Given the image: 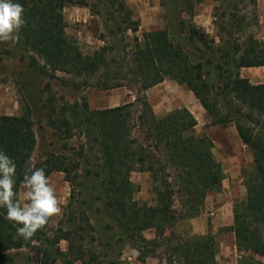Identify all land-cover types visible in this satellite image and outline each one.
Here are the masks:
<instances>
[{
	"label": "trees",
	"instance_id": "1",
	"mask_svg": "<svg viewBox=\"0 0 264 264\" xmlns=\"http://www.w3.org/2000/svg\"><path fill=\"white\" fill-rule=\"evenodd\" d=\"M107 1L110 6L103 24L110 41L83 53L66 32L63 11L70 4L85 5V0H13L25 10L19 41L44 60L43 74L53 77L62 72L68 76L62 82L77 90L126 87L136 92L134 102L103 109H91L86 97L61 109L44 106L47 126L66 138L74 137L78 129L91 151L99 154L96 170L83 174L99 181L97 211L104 210L101 213L110 218L122 239L137 249L140 262L164 247L167 264H220L219 244L212 233L183 235L176 229L202 212L207 195L221 190L225 176L214 156L213 141L196 132L192 112L181 107L158 116L144 95L170 78L193 92L212 124L234 122L242 142L252 151L254 171L245 178L246 198L234 202L233 221L227 229L241 253L239 264H264V83L253 84L239 72L244 67L264 66V41L253 31L259 26L257 1L251 0L252 14H239L234 0H224L223 5L231 10L224 11L217 22L218 42L200 34L195 25L185 24L183 30L196 48L194 53L173 40L167 30H152L139 38L140 20L133 17L125 0ZM36 142L35 122L29 114L0 115V150L17 165L18 193L25 171L33 165L44 168L48 176L63 169L48 160L33 162ZM135 171L149 173L155 205L134 199L138 187L130 174ZM6 212L0 208V256L29 248L43 258L42 264H52L57 257L41 245L64 239L69 241L68 252L57 246V255H72L82 264H124L101 260L99 254L77 246L72 238L76 229L59 230L52 240L38 231L25 241L17 235L21 225L7 220ZM80 214L94 228L87 213ZM151 229L155 236L147 239L143 233Z\"/></svg>",
	"mask_w": 264,
	"mask_h": 264
},
{
	"label": "rangeland",
	"instance_id": "2",
	"mask_svg": "<svg viewBox=\"0 0 264 264\" xmlns=\"http://www.w3.org/2000/svg\"><path fill=\"white\" fill-rule=\"evenodd\" d=\"M125 2L130 7L133 17L140 20L136 36L142 38L145 32L167 30L170 37L181 43L189 53H194L196 48L183 30L185 24L195 25L200 34L205 33L210 36L209 40L214 38L218 42L217 22L224 11L231 10L223 5L224 0H125ZM234 2L239 14H252L255 10L251 0H234ZM109 6L107 0H85V5L70 4L64 8L66 32L78 42L83 53H91L109 43L110 39L103 24V16ZM247 18L251 19V16ZM249 30L252 31L251 28ZM253 31L257 36V28ZM127 36L132 37L133 34L127 32ZM199 42L198 46L205 50L204 43ZM43 64L44 60L26 50L20 41L0 42V115L29 114L35 122L37 139L33 162L48 160L51 166L63 168L54 170L49 175L57 196L64 201V204L62 215L52 218L43 230L44 239L52 240L59 230L72 229L74 232L76 229L72 235L75 244L82 245L87 252L99 254L101 260L107 262L120 260L124 264H167L164 247L158 248L144 262L138 261L137 249L127 240L122 239L120 231L110 218L101 213L104 210L97 211V206H101L96 196L99 181L83 174L85 170H96L99 154L94 149L91 151L85 137L79 136L78 129H75L74 137L66 138L46 124L45 105L61 109L77 101L81 102L80 98L86 97L91 109H103L134 102L136 92L126 87L106 90L90 87L77 90L62 82V79L68 77L62 72H56L53 77L52 73L43 74L41 71ZM251 72L258 82H264V68H255ZM251 83L255 84L254 81ZM144 95L158 116L174 112L181 107L188 108L197 119L196 132L208 136L213 141L215 158L217 160L227 158L228 161L223 167L225 178L222 188L218 192L209 193L212 200L205 201L199 215L205 214L207 232L212 233L218 241L219 263L239 264L240 252L237 251L236 256L235 253L231 255L223 253L231 241L228 227L215 229L211 222L213 217L209 213L213 209L216 210L214 204L226 203L225 209H220L222 210L220 216L223 215V220H227L234 202L246 198L245 178L254 171V163L249 159V155H252L250 148L241 146L240 161L232 167L230 157H235V149H238L233 135V132H237L235 123L212 124V119L186 85L166 78L160 84L147 89ZM243 110L248 109L244 107ZM236 134L242 142L238 133ZM130 179L138 187L134 199L140 203L155 205L156 198L152 191L149 173L131 172ZM22 194L23 189L20 195ZM176 205L178 206V203ZM80 211L87 213L89 222L94 228L89 227ZM176 229L183 235L192 234L186 220L180 222ZM143 234L147 239H153L155 236L153 229ZM41 246L48 248L53 253L52 256L57 257L52 264H82L80 260H74L72 255H57L55 251L57 246L61 251L68 252V240L62 239L55 245L43 241ZM42 261L43 258L29 248L11 250L7 255L0 256V264H42Z\"/></svg>",
	"mask_w": 264,
	"mask_h": 264
},
{
	"label": "clouds",
	"instance_id": "3",
	"mask_svg": "<svg viewBox=\"0 0 264 264\" xmlns=\"http://www.w3.org/2000/svg\"><path fill=\"white\" fill-rule=\"evenodd\" d=\"M24 8L13 0H0V42H18L25 26ZM17 165L13 158L0 150V208H6V219L17 228V235L30 241L43 231L54 217L62 215V201L56 194L45 169L34 165L24 173L17 191Z\"/></svg>",
	"mask_w": 264,
	"mask_h": 264
},
{
	"label": "crops",
	"instance_id": "4",
	"mask_svg": "<svg viewBox=\"0 0 264 264\" xmlns=\"http://www.w3.org/2000/svg\"><path fill=\"white\" fill-rule=\"evenodd\" d=\"M256 1H257V13H258V17H259V26L257 27V32H258L257 37L264 41V0H256ZM255 68H264V66L240 68V70H239L240 75L242 77L249 78V80L254 81L255 84L264 83V82H258V80L253 78V76L251 75L252 74L251 71H254ZM197 108H198V106H197ZM236 133L237 132H233V135H235L234 137L236 138V142H237L236 146L238 149H235L236 156L233 158L230 157V159H232L231 160L232 161V164H231L232 167L236 166L240 161L239 160L240 159L239 153H241V151H242L241 146L243 148L246 147V145L243 142H240L238 136H236L237 135ZM251 154H252V151H251ZM249 159H250V161H253V155H249ZM218 160L221 162L222 167H224L226 164V161H228L227 158L226 159L222 158V159H218ZM21 193H22V188L20 189L19 194H21ZM211 198L212 197H210L208 194L206 201L208 199L212 200ZM225 204L226 203H224V205H220L219 203L214 204L213 207L215 206L214 208L216 210L213 209L209 213L213 217V220L211 222H212L213 227L215 229H221L223 227H229L232 224V221H233L232 210H230L229 217L227 218V220H223V215L220 216V214L222 212V210H220V209H222V208L225 209V207H226ZM186 222H187V225L189 226V229L191 230L192 234L203 235V234L207 233V219H206L204 213L199 215V216H196L194 218L187 219ZM230 233H231V238H230L231 241L227 244V246L225 247L226 250L223 253L225 255H231L232 253H235V256H236L237 249H236V245H235L234 234L231 231H230Z\"/></svg>",
	"mask_w": 264,
	"mask_h": 264
}]
</instances>
